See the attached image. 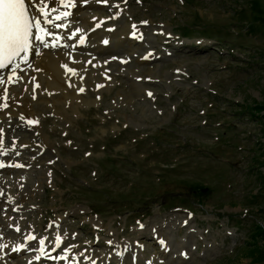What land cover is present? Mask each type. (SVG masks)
Instances as JSON below:
<instances>
[{
	"label": "rangeland",
	"instance_id": "obj_1",
	"mask_svg": "<svg viewBox=\"0 0 264 264\" xmlns=\"http://www.w3.org/2000/svg\"><path fill=\"white\" fill-rule=\"evenodd\" d=\"M126 4L132 21L146 23L144 42L130 51L155 46L159 59L128 65L150 76L137 84L128 72L117 77L82 117L65 107L70 121H44L55 159L30 175L29 202L40 208L29 215L59 213L76 229L77 204H88L106 232L116 217L121 231L141 221L158 229L172 249L165 264L178 263L180 246L192 250L201 229V252L186 264H264V110L254 108L264 106V0ZM156 28L161 37L151 34ZM186 215L197 234L181 227Z\"/></svg>",
	"mask_w": 264,
	"mask_h": 264
},
{
	"label": "bare ground",
	"instance_id": "obj_2",
	"mask_svg": "<svg viewBox=\"0 0 264 264\" xmlns=\"http://www.w3.org/2000/svg\"><path fill=\"white\" fill-rule=\"evenodd\" d=\"M29 3L35 4L36 6H39L42 8L43 12H49L50 9H56L58 0H28ZM63 0V3L65 5L70 6V9L68 10V14L69 16L71 15H75L76 14L73 12L74 10H76L78 12V10L81 8V4L79 3L82 0ZM67 6V7H68ZM66 8V7H65ZM95 19H97V21L100 20V17H94ZM85 19L86 24L88 25L87 29H89L90 31H93L92 29V25H93V21ZM61 24H65L67 26V28H71V25L69 24V21L65 18L62 19ZM121 31L118 33L119 35H121L120 37H122V34L125 35V33L129 34L131 32H136L137 34H140L141 29L136 28L133 29L131 28V25L129 26L128 23L126 22L125 25L121 26ZM87 30H84L83 32H86ZM97 32H94L92 34V36L90 37L91 41L94 40L95 35ZM60 36L62 37V40L64 41V37L62 36L61 33H59ZM111 42H115L114 40V36L113 35H117V33H112L111 34ZM120 37H118V40L120 39ZM97 42V41H96ZM126 42H130L129 40L126 39ZM104 44H102V42H97L96 43V47L99 51H103L105 50V47H103ZM110 46H107L106 48H109ZM87 55V53H85ZM67 54L64 52H60V51H56L55 48H49L47 50H45V53L37 58L34 59V66L32 68H30L29 70H25L24 72V80H25V84L29 85V89L31 88L30 85L34 84L35 82H37V84L39 83L41 86V89H46L48 91H54L56 93H49V95L43 94L42 97V102H44L43 105L39 106L40 110H46L47 108H49L50 110L54 111V112H63V107H65V101L70 100L72 97L77 96L76 93L74 94V91L71 89L72 86L68 85V83H70L71 81L73 82V80L75 78H79L81 75H83L82 72H79L77 70V64L81 63V60L84 59V55H77V56H73L74 61L70 63L67 59ZM33 60V58L31 59ZM97 63V66L99 67V63L96 60L95 61ZM27 69V68H26ZM72 70V71H69ZM84 70V69H83ZM74 73V74H73ZM21 72L19 73V76L16 80H19L21 78ZM88 76L91 75H87ZM15 83V81H14ZM85 80L83 79V77H81L78 80V84L77 86L79 87H84L85 84ZM22 86L23 88H21L20 90H16L12 88V85L9 86L8 90V94L6 95V97L10 96V93L15 94L18 96L19 94L22 93V89L25 88L24 82L22 81ZM41 89H36L37 94H41L39 91ZM25 95L24 94L23 98H22V102H24L23 108H20L21 112H26L27 113H31L30 110L34 109V104L28 100L25 99ZM2 91L0 88V97H2ZM28 96V95H27ZM40 97V95H39ZM38 97V98H39ZM89 97V96H88ZM28 98L30 99V97L28 96ZM82 100V103H94V100H86L83 97H80ZM10 104V102H8ZM57 104V105H56ZM53 105H56L55 108ZM38 109V107H37ZM21 243V242H20ZM20 243L16 244V245H9L8 242L7 244L9 245V248L11 250V248H14L18 251V249L20 248ZM183 247V246H182ZM181 249V248H180ZM14 252H10V254H13ZM123 254H126L125 251L122 252ZM182 259L186 258V255L184 254L182 257ZM100 263L102 264V262L100 261ZM99 264V263H96ZM104 264V263H103Z\"/></svg>",
	"mask_w": 264,
	"mask_h": 264
},
{
	"label": "snow or ice",
	"instance_id": "obj_3",
	"mask_svg": "<svg viewBox=\"0 0 264 264\" xmlns=\"http://www.w3.org/2000/svg\"><path fill=\"white\" fill-rule=\"evenodd\" d=\"M29 6L28 0H0V68L7 67L22 53L28 52L30 41L33 38V29L43 30L41 20L34 19L29 13ZM67 6L65 5V7ZM43 15L47 17L48 14L43 12ZM64 15L67 16L68 14L64 13ZM61 18V16H57L56 20ZM44 22L49 21L46 19ZM77 31L79 32V29ZM35 39H41V37L36 36ZM81 43H83V40H81ZM45 46L48 45L45 44ZM52 46L54 47L55 44ZM80 91H83V89H80ZM28 123L33 124L35 121L29 120ZM0 167H3V165H0ZM28 239H35V237L29 236ZM39 243L43 245L44 240L41 239ZM57 247H59V237H57Z\"/></svg>",
	"mask_w": 264,
	"mask_h": 264
},
{
	"label": "trees",
	"instance_id": "obj_4",
	"mask_svg": "<svg viewBox=\"0 0 264 264\" xmlns=\"http://www.w3.org/2000/svg\"><path fill=\"white\" fill-rule=\"evenodd\" d=\"M255 109H256V110H264V106H261V105H260V106H257V105H256Z\"/></svg>",
	"mask_w": 264,
	"mask_h": 264
}]
</instances>
